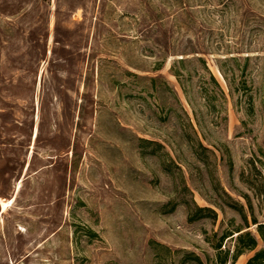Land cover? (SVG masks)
I'll return each instance as SVG.
<instances>
[{
	"label": "rangeland",
	"instance_id": "obj_1",
	"mask_svg": "<svg viewBox=\"0 0 264 264\" xmlns=\"http://www.w3.org/2000/svg\"><path fill=\"white\" fill-rule=\"evenodd\" d=\"M262 186L264 0H0V264H215Z\"/></svg>",
	"mask_w": 264,
	"mask_h": 264
},
{
	"label": "trees",
	"instance_id": "obj_2",
	"mask_svg": "<svg viewBox=\"0 0 264 264\" xmlns=\"http://www.w3.org/2000/svg\"><path fill=\"white\" fill-rule=\"evenodd\" d=\"M174 74L178 77L177 72H175ZM210 78L215 84L216 88L222 93V90L215 77L211 74ZM199 145L202 147V144L199 143ZM258 192L260 193V195H264V186L259 188ZM242 196L246 201V208L251 216L250 221L252 224L256 225V232L258 234V237L262 241H264V221H258L256 216L254 215L250 196L248 194H243ZM239 207L243 208L244 206L241 205ZM206 211H209L213 214L215 213L211 208L195 206L194 210L190 211L189 213V220H195L197 218L204 217L205 215H207L205 214ZM243 215L245 227L242 228L240 226H237L233 230H226L221 234V236L217 239V242L214 244V248L218 251L215 264H235L238 257L246 251L255 252L248 258L245 264H264V248L256 250L258 245V237L248 229L250 227L249 221L244 213ZM245 228L247 229L244 230ZM234 234L236 235L234 236ZM233 237H235L233 252L230 253V250L228 249L223 251L222 245L225 239ZM195 259L200 262L198 257H195ZM201 263L202 262H200V264Z\"/></svg>",
	"mask_w": 264,
	"mask_h": 264
},
{
	"label": "crops",
	"instance_id": "obj_3",
	"mask_svg": "<svg viewBox=\"0 0 264 264\" xmlns=\"http://www.w3.org/2000/svg\"><path fill=\"white\" fill-rule=\"evenodd\" d=\"M250 256H251L250 252L241 254L236 260L235 264H245Z\"/></svg>",
	"mask_w": 264,
	"mask_h": 264
},
{
	"label": "bare ground",
	"instance_id": "obj_4",
	"mask_svg": "<svg viewBox=\"0 0 264 264\" xmlns=\"http://www.w3.org/2000/svg\"><path fill=\"white\" fill-rule=\"evenodd\" d=\"M35 134H36V133H35ZM12 201H13V199H8V200L3 201V199L0 198L2 211H5V210L7 209V207H8V205H9L10 203H12Z\"/></svg>",
	"mask_w": 264,
	"mask_h": 264
}]
</instances>
